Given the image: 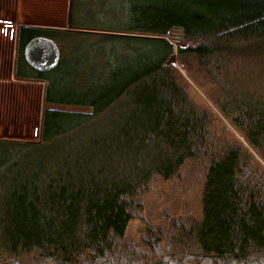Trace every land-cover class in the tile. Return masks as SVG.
I'll use <instances>...</instances> for the list:
<instances>
[{"label": "trees", "instance_id": "obj_1", "mask_svg": "<svg viewBox=\"0 0 264 264\" xmlns=\"http://www.w3.org/2000/svg\"><path fill=\"white\" fill-rule=\"evenodd\" d=\"M36 38L58 49L52 70L26 58ZM16 54L17 79L78 110L45 109L37 142L0 139V264H264V0H70L67 28L20 26ZM188 57L228 125L186 92L172 61ZM193 161L200 217L125 240Z\"/></svg>", "mask_w": 264, "mask_h": 264}, {"label": "rangeland", "instance_id": "obj_2", "mask_svg": "<svg viewBox=\"0 0 264 264\" xmlns=\"http://www.w3.org/2000/svg\"><path fill=\"white\" fill-rule=\"evenodd\" d=\"M24 1L30 11L37 10L39 5L40 8L38 7L36 11L38 13L28 12L29 16L25 15L19 19L17 13L20 0H0V14L4 13L5 15L0 18V48H4L3 51L0 50V78L11 75L12 61L14 63L17 56L16 40L21 24H34V27L42 28L47 26H50L47 28H67L68 26L70 0H37L38 5L35 4V0ZM37 24L40 26H36ZM113 33L145 36L121 32ZM168 38L177 46H188L180 30H174ZM178 63V66H172L177 71L178 77L185 79L188 95L203 108L212 109L221 121L228 125L211 101V98L221 97V91L199 67L198 60L194 57H188L184 61L178 60ZM46 87V82L28 80L14 82L13 88L10 86H6V89L0 88V91L8 96L5 99V94L0 92V103L4 104V108L0 109V139L37 142L41 137L45 109L78 110V108L70 106L47 105L44 100ZM12 89L14 93H11ZM10 93L12 95L9 97ZM220 130L219 132H221ZM230 130L237 139L242 143L244 142L234 129ZM201 173L200 166L193 161L184 165L179 174L172 179L159 180L152 192L146 195L143 201L146 220L131 219L124 239L139 242L145 234L147 222L161 226L167 223L166 218L168 217L175 218L183 215L200 217Z\"/></svg>", "mask_w": 264, "mask_h": 264}, {"label": "water", "instance_id": "obj_3", "mask_svg": "<svg viewBox=\"0 0 264 264\" xmlns=\"http://www.w3.org/2000/svg\"><path fill=\"white\" fill-rule=\"evenodd\" d=\"M25 55L33 66L44 71L52 70L59 61L58 49L46 38L32 40L26 47Z\"/></svg>", "mask_w": 264, "mask_h": 264}, {"label": "crops", "instance_id": "obj_4", "mask_svg": "<svg viewBox=\"0 0 264 264\" xmlns=\"http://www.w3.org/2000/svg\"><path fill=\"white\" fill-rule=\"evenodd\" d=\"M21 2V3H20ZM20 4L18 5L19 6V10H18V13H17V15H18V17H19V19H21L23 16H25V15H27V16H29L30 14L28 13V12H32V13H38V12H36L37 10H38V7L40 8V6L38 5V1L37 0H35L34 2H36L35 4H37L38 5V7H37V10H35V11H33V10H29L28 9V7H27V3L24 1V0H20ZM22 4V5H21ZM42 9V8H41ZM5 15H4V13H1L0 14V18H3ZM36 16V15H35ZM51 17V16H50ZM24 25H27V24H24ZM21 26H23L22 24H21ZM27 26H35L34 24H28ZM36 26H40L39 24H37ZM45 26V25H44ZM46 27V26H45ZM47 27H50V26H47ZM53 27H55V26H53ZM2 34V33H1ZM3 49L4 48H0V50L1 51H3ZM3 57V56H2ZM12 71H11V75L9 76V77H4V78H0V88H5L6 89V86H10L11 88H13V86H14V82H22V81H28V80H20V79H17L16 78V76H15V62L13 63V61H12ZM7 83V84H6ZM4 85H6V86H4ZM12 92L11 93H14V90L12 89L11 90ZM2 94H5V93H3L2 91H0ZM5 92H6V90H5ZM10 93V95H9V97L12 95ZM4 98L5 99H7L8 98V96H7V94H5V96H4ZM4 99V100H5ZM2 108H4V104L3 103H0V109H2Z\"/></svg>", "mask_w": 264, "mask_h": 264}, {"label": "bare ground", "instance_id": "obj_5", "mask_svg": "<svg viewBox=\"0 0 264 264\" xmlns=\"http://www.w3.org/2000/svg\"><path fill=\"white\" fill-rule=\"evenodd\" d=\"M168 41H170L172 44H174L175 46H177V44L175 43V42H173V41H171L170 40V38H168V36L167 37H165ZM174 61H177V60H174ZM178 62V61H177Z\"/></svg>", "mask_w": 264, "mask_h": 264}, {"label": "built area", "instance_id": "obj_6", "mask_svg": "<svg viewBox=\"0 0 264 264\" xmlns=\"http://www.w3.org/2000/svg\"><path fill=\"white\" fill-rule=\"evenodd\" d=\"M178 62L177 61H172V65H174V66H178Z\"/></svg>", "mask_w": 264, "mask_h": 264}]
</instances>
